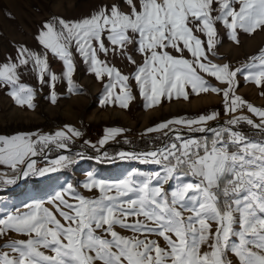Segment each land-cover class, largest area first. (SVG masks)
<instances>
[{
	"label": "snow or ice",
	"instance_id": "obj_1",
	"mask_svg": "<svg viewBox=\"0 0 264 264\" xmlns=\"http://www.w3.org/2000/svg\"><path fill=\"white\" fill-rule=\"evenodd\" d=\"M126 2L132 6L130 15L114 5L110 14L102 9L79 22L54 19L43 24L37 38L44 49L63 61L70 92L74 88L71 77L75 68L70 49L75 44L97 79L107 75L110 80L105 85L106 95L101 103L111 102L113 90L119 85L120 94L115 95V101L122 108L128 107L133 99L127 83L129 76L101 61L92 43L95 40L99 51L107 53L102 39L107 33L112 45L123 50L126 45L136 43L137 50L145 57L132 79L137 82L147 107L158 105L161 97L188 99L186 87L196 95L222 92L226 113H235L246 106L261 121L256 124L240 115L229 119L228 125L243 121L257 129L264 128V109L235 95L234 81L241 69L230 70L227 64L205 63V41L194 34L203 33L211 50L215 46V23L222 21L231 30L230 38L238 43L237 28L249 34L264 28V0H215L219 5L217 16L212 15L214 0H140L139 11L133 0ZM235 3L240 5L238 10L233 7ZM129 32L134 35L129 36ZM168 48L178 53L186 49L193 59L173 56L166 51ZM18 56L19 65L32 62L41 83L45 82L46 54L21 47ZM128 59L135 63L130 56ZM250 60L251 65L244 67L257 71H249L245 78L258 87L264 86V50ZM18 64L10 62L0 66V84L11 86L9 94L18 105L33 108L34 90L19 84ZM197 69L228 87L219 89L209 85ZM50 79L56 81L57 76L51 74ZM51 100L56 102L55 92ZM216 115L176 119L147 130L184 124L191 130L211 131L210 142L207 138L183 140L177 136L179 146L172 143L156 151L119 154L121 158L160 164L161 171L140 180L129 178L114 183L95 179L89 172L84 187L98 189L99 197L90 199L76 194L68 184L67 189L56 192L48 200L55 211L45 207L44 202L35 201L24 205L27 211L0 217V238L9 231L28 237L0 244V264H232L228 253L237 258L238 264H264V141L251 140L231 127L193 128L215 119ZM122 131L106 129L99 144L103 146ZM68 132L73 136L81 135L71 127ZM32 135L35 134L0 135V163L14 171L26 164L23 175L27 176L29 171H37L36 161L31 157L50 143L65 148L62 141L69 139L63 130L40 135L35 140ZM68 160L60 156L51 161L52 167L39 170V174L55 171ZM173 180L175 187L166 190L164 185ZM66 194L75 202L65 199ZM213 224L216 225L214 230ZM117 227L133 235L123 236ZM151 236L161 238L165 246L149 238ZM5 248L10 251H3Z\"/></svg>",
	"mask_w": 264,
	"mask_h": 264
},
{
	"label": "rangeland",
	"instance_id": "obj_2",
	"mask_svg": "<svg viewBox=\"0 0 264 264\" xmlns=\"http://www.w3.org/2000/svg\"><path fill=\"white\" fill-rule=\"evenodd\" d=\"M133 4L139 11L140 0H133ZM114 5L122 13L130 15L132 12V6L126 0H0V66L10 62L18 64V49L21 47L37 54H46L48 64L43 83L39 79V72L34 70L32 62L27 65L18 64L16 69L19 84L34 90L33 108L18 105L9 94L12 91L11 86L0 84V135L11 137L19 134H35L32 135V139L35 140L40 135H52L63 130L69 137L62 141L66 144L62 150L56 143H50L43 151H38L36 156L31 157L36 161L37 171H29L27 176L22 174L20 181L17 178L18 169L14 171L10 166L0 163V217L15 214L17 211H27L24 205L35 201L44 202L45 207L55 211L54 205L48 203V200L56 192L67 189L68 184L73 186L76 194L90 199L99 197L101 193L98 189L89 190L84 187V184L88 182L87 173L89 172L95 179L114 183L129 178L140 180L162 169L160 164L121 158L120 153L141 154L163 149L172 143L179 146L180 141L176 139L177 136L182 137L183 140L207 138L209 142L213 138L211 131H195L184 124L176 123L165 129L147 131L167 121L197 119L201 115L216 113L215 119L207 121L204 125H194L193 128L205 127L219 130L222 127H231L234 131L244 129L247 134H243L249 139L264 141V128L257 129L243 121L235 126L227 124L229 119L240 115L249 117L256 124L261 121L258 116L249 112L246 106L235 113H226L222 92L217 94L209 91L196 95L190 87H186L189 93L188 99L175 96L161 97L158 105L147 107V101L141 95L137 82L132 79L137 67L143 65L145 57L137 50L136 43L126 45L123 50L112 45L107 40V33L102 36L105 47L108 49L107 53L99 51L95 40L92 43L97 48V55L101 61L106 62L110 67L114 66L123 75L129 76L127 83L133 99L128 107L122 108L119 102L115 101V95L120 94L119 85L113 90L112 101L101 103L106 95L105 85L109 84L110 80L107 75L103 79H97L90 70V63L85 62L76 50L75 44L70 49L75 66L71 77L74 88L70 92L67 78L64 76L66 68L63 61L44 49L37 38L43 24L54 19L79 22L90 18L102 9H107L110 14ZM233 7L238 10L240 5L235 3ZM213 9V16L220 14L219 5L215 0ZM215 28V46L211 50L207 48V37L201 32H194L202 41H205L207 60L204 62L221 66L227 64L230 70L241 69L234 81L235 95L257 108L264 109V86L258 87L253 81L245 78L249 71L255 72L257 69L244 67L246 64L251 65V57L264 50V28L257 29L251 34L237 28L238 43L230 38L231 30L222 21H217ZM128 35L134 34L129 32ZM181 47H183L182 44ZM166 51L176 57L182 55L190 61L193 59L186 49L183 53H178L172 48ZM129 56L135 63L130 62ZM197 71L209 85L219 89L228 87L226 83H221L215 77L200 72L199 69ZM51 74L57 76L56 81H51ZM53 92L56 94L55 103L51 100ZM68 127L79 131L81 135L73 136L68 132ZM114 128L123 131L101 146L99 141L105 137L106 129ZM225 136L227 137V134ZM60 156L68 157V162L57 167L55 171H47L44 175L39 174V170L52 167L51 161ZM25 170H27L26 166ZM161 174L163 175L162 172ZM8 180L13 182L7 183ZM175 184L176 181L173 180L170 184H165L164 188L169 190L175 187ZM65 199L75 202L67 194ZM184 214L188 215V213ZM57 217L59 218L58 214ZM212 227L214 230L216 225L213 224ZM116 230L123 236L133 235L131 231L119 227ZM27 238L9 231L7 235L0 238V244L9 240H26ZM149 238L157 239L162 247L165 246L161 238L157 236ZM3 251L10 250L5 248ZM227 258L232 261V264H238L237 258L231 253H228Z\"/></svg>",
	"mask_w": 264,
	"mask_h": 264
},
{
	"label": "water",
	"instance_id": "obj_3",
	"mask_svg": "<svg viewBox=\"0 0 264 264\" xmlns=\"http://www.w3.org/2000/svg\"><path fill=\"white\" fill-rule=\"evenodd\" d=\"M219 123H222L223 124V122H219ZM247 130H249V129H247ZM256 131V130H255ZM258 132H263V131H261V130H257ZM59 149H61L62 150V148H59ZM25 166H26V164H24V165H21L19 168H18V172H19V174H18V176H17V178H18V181H20L21 180V177H22V174H23V171L25 170ZM2 186H4V185H2ZM5 187H10L9 185L8 186H6L5 185Z\"/></svg>",
	"mask_w": 264,
	"mask_h": 264
},
{
	"label": "trees",
	"instance_id": "obj_4",
	"mask_svg": "<svg viewBox=\"0 0 264 264\" xmlns=\"http://www.w3.org/2000/svg\"><path fill=\"white\" fill-rule=\"evenodd\" d=\"M241 129V128H240ZM239 132H241V133H244V134H247V131L246 130H241V131H239ZM255 135H258V133H255ZM148 148V147H147Z\"/></svg>",
	"mask_w": 264,
	"mask_h": 264
},
{
	"label": "built area",
	"instance_id": "obj_5",
	"mask_svg": "<svg viewBox=\"0 0 264 264\" xmlns=\"http://www.w3.org/2000/svg\"><path fill=\"white\" fill-rule=\"evenodd\" d=\"M225 138H227V137L225 136Z\"/></svg>",
	"mask_w": 264,
	"mask_h": 264
},
{
	"label": "crops",
	"instance_id": "obj_6",
	"mask_svg": "<svg viewBox=\"0 0 264 264\" xmlns=\"http://www.w3.org/2000/svg\"><path fill=\"white\" fill-rule=\"evenodd\" d=\"M231 150V149H230Z\"/></svg>",
	"mask_w": 264,
	"mask_h": 264
}]
</instances>
